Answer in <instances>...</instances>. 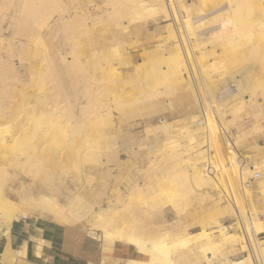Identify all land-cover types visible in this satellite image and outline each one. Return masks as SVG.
<instances>
[{"label": "bare ground", "instance_id": "bare-ground-1", "mask_svg": "<svg viewBox=\"0 0 264 264\" xmlns=\"http://www.w3.org/2000/svg\"><path fill=\"white\" fill-rule=\"evenodd\" d=\"M176 2L178 10L185 14L183 22L189 38L194 28L191 20L194 12L226 4L227 9L223 6L225 10L217 19L232 20L230 28L216 35L223 41L218 54L205 47L197 53L199 80L206 81L207 84L202 85H206L211 92L229 84L223 68H233L230 78L235 82V88L231 89L234 97L226 104L219 103V99L214 100L213 127L199 124L197 112L202 110V97L198 92L199 84L196 86L192 75L190 77V51L196 50V47L190 45L188 48L187 43L182 47L173 26L167 27L166 51L157 49L146 55L139 65L135 64L131 75L122 73L124 69L129 70L132 64L126 34L132 26L150 17H170L166 0H101V3L94 0H0V119L9 112L13 102L11 82L20 79L16 60L28 70V78L22 79L23 84L18 91L21 97L18 110H29L33 120L24 128L29 117L21 119L25 124L18 142L14 143L6 137L0 139V209L9 223L15 218L27 216L40 205L59 223L76 224L92 219L96 230L101 232L99 235L105 252L116 245L123 253L124 264H181L188 259L180 251L187 244L186 240L166 229L162 233L150 232L152 234L148 238L140 236L138 231L150 227L147 220L152 215L145 211L148 219L138 218V214V219L133 221L134 201L147 210L146 207L152 208L166 199L180 212L190 206L194 191L204 185L221 183L227 201L222 208L223 213L230 217L240 210L246 224L244 228L251 238L236 227L234 232H222V241L239 246L250 240L254 245V237L255 250L264 264V235L262 239L257 237V234L264 233V222L257 220L249 224L246 221L244 213L246 216L248 213L241 196L243 193L251 196L253 190L242 187L236 193L234 189L236 178L249 180L254 173L260 174L256 180L262 178L264 182V148H259V151L253 149L252 157L259 158L253 163L246 162L237 149L239 143H246L249 135L264 128V0H197L195 11L184 0ZM178 26L180 28V24ZM5 31H9V35H5ZM180 35L185 42L182 32ZM210 55L215 59H210L211 63L203 66ZM180 82L189 86L196 112L191 113L186 124L174 132L177 136L169 144L168 153L161 152L158 144L161 132H169L175 127L167 120L161 124H148L145 140L138 148L147 146L148 150H154L152 153L159 151V161L167 164L194 148L179 151L183 138L196 139L198 146H207L204 152L201 151L203 156L199 166L173 169L162 178H156L154 184L150 181L134 183L128 193L130 200L120 199L122 205L117 212H113L115 207L95 210L85 193L92 178H82L84 163L98 162L100 151L113 145L116 137L114 126L118 131L122 121L154 112L151 99L162 94L173 97L179 91ZM124 85L142 90L133 96L129 94L130 97L124 94L127 96L124 97L121 91L125 89L120 91ZM246 95L252 97L246 98ZM259 98L262 102L255 105ZM115 113L116 121L113 118ZM229 113L237 124L234 127L240 129L236 140L229 135L232 124L228 119ZM217 123L223 127L228 141L212 139L214 131H218ZM3 127L4 123L0 129ZM60 137L67 146L80 147L78 152L76 147L74 150L70 146L72 154L78 155L75 160L76 157L73 160L70 157L73 162L68 163L72 162L79 183L67 195L65 203L58 197L64 188L60 174L55 175L54 168L42 158L48 157L49 160L53 157L48 152L52 145L59 143ZM38 141L42 142L41 145ZM44 143L48 144V149L51 147L47 153H43L40 147ZM212 149H215L213 155ZM68 167L71 165L68 164ZM66 169L72 171V168ZM13 171L24 180L17 189V200L9 197L6 186ZM66 172L65 169L61 171ZM257 189L264 194V185ZM213 248H218L216 242L201 246L208 251L207 260L212 258L209 250ZM9 249L6 251L8 259ZM146 255L149 257L145 258ZM255 256V253L248 254L221 264H257ZM158 259L165 263H156Z\"/></svg>", "mask_w": 264, "mask_h": 264}, {"label": "rangeland", "instance_id": "rangeland-1", "mask_svg": "<svg viewBox=\"0 0 264 264\" xmlns=\"http://www.w3.org/2000/svg\"><path fill=\"white\" fill-rule=\"evenodd\" d=\"M94 1L101 3V0ZM166 1L171 18L168 17L164 19L160 16L150 17L145 22L141 24L139 23L137 26L135 25V27L132 26L130 28L131 31L129 30L126 34V37L128 38V51L131 55L132 66L130 65L129 70L124 69L122 73L131 75L134 72L132 67L135 66V64L139 65L140 62H143L146 55L153 53V51L155 52L157 49L166 51V40L167 35L169 34L167 27H169V25L173 26L176 30L179 41L182 42V47H184V43H187L186 45L188 46V48L191 47L190 45H193L194 48L196 47V50L190 51V56L192 59L190 77L192 75L191 78L194 84L196 83V86L197 84H199L198 86L200 88L198 87V92L200 91L202 97V100H200V106L202 107V110L201 112H197L199 114V124L202 126L213 127L214 117L212 111L214 109V100L219 99V103L226 104L234 97V93H232L231 89L235 88V86H233L235 82L230 78V74L233 68H223V70L225 71V75L229 79V84L227 86H220L219 88H216L213 92H211L206 88V85H202L204 83L207 84V82H202L201 80H199L200 75L198 73V66L196 64L197 53H199L204 47L208 51H215L216 54H218L222 50V38L216 37V35L219 32L230 28L232 26V20L231 18H217H219L220 14L225 9H227V6L226 4H222L207 11L194 12L193 14H191V20L194 28L192 29V34L189 38L183 22L185 14L181 10H178L180 8L176 0H169V2L168 0ZM184 2L186 5L188 4V6H191L192 10H196L197 0H184ZM223 6L225 7V9L222 8ZM176 11L178 14H180L179 16ZM171 22L172 24H170ZM178 23L180 24V28L178 26ZM184 30L186 33L184 32ZM181 32L183 33L185 42H183L182 35H180ZM5 35H9V31H5ZM172 47L173 46H171L170 48ZM210 59L212 60L215 58L213 55H210L206 60L207 62H205L203 66H207L208 64H210ZM36 64H38V62ZM15 66L17 68V71H19L20 73V79H27L28 70L26 69L25 65H21V63L15 60ZM126 71L128 72L126 73ZM213 73L215 74L216 71H213ZM20 79L11 82V88H13L12 91L14 93L13 102L11 104L9 112L4 115L2 119H0V125L4 123V127L0 129V139L6 137L8 139H12L14 143L20 140L23 125L27 122L26 127L24 125V128H27L30 125V122L33 121L31 119V114H28L29 110H25L26 112L22 111L24 114L26 113L25 116H23L24 114H22L21 109L18 110L20 107L19 104L21 103V101H19L21 97L18 94V91L23 84V80L20 81ZM185 83L186 82H180L181 89L179 88V91L176 92V95H172L173 97H167L163 94L153 97L150 101V105L154 107V112L152 111V113L146 115L145 117H137L122 121L121 128L118 131L117 129H115L116 126H114V130H116V137L114 139L113 145L100 151V159L98 162L86 161L84 163L83 170L85 171V173L83 174L82 178L85 179V176L92 178L91 182L86 186L85 193H87V198L89 197L88 200L91 201L95 210H100L101 208L103 210L109 207H115V209H113V212H117L119 210V207L122 205L120 199H123L124 201L130 200L131 197L128 195V193L134 183H145L150 181L154 184L156 178H162L165 173H168L173 169L196 168L199 166L200 160L203 156V153H201V151H203V149H205L207 146H198V141L196 139L183 138L180 141L181 146L178 147L179 151L188 149V147L194 148L189 150V152L184 153L181 158L175 161H171L167 164H161V162L159 161V159L161 158L159 157V151L152 153L154 150H148L147 146L138 148V145L145 140L146 127L148 124H161L163 120H167L169 122H173L175 127L169 132H161L158 138V144L161 152L168 153V151H170L171 147L169 148V144L173 142V140L177 136L174 132L178 130V127L180 128L181 126H184L186 124L191 113L196 112L194 102L191 100L190 88L189 86H186ZM124 86L125 88H123ZM124 86L121 87L122 89L120 88V91L125 89L121 91L123 96L125 94L130 97L129 94L133 96L142 90V88L138 90L136 87L134 89L126 85ZM130 92L134 93L132 94ZM247 97L251 98L252 96L246 95V98ZM260 102H262V100L259 98L258 103L255 102L254 104L257 105ZM204 114L209 119V122H204ZM228 115L229 121L232 122L229 135L234 140H236L237 136L239 135L240 129H238V127H234L235 125L237 126V124L234 120L232 121V114L229 113ZM26 116L29 118H27ZM113 118L114 121L117 120V113L113 115ZM21 119L22 121L26 119L25 123L22 122ZM62 138L63 137H60V141L58 144L52 145V148L50 147L52 150L49 148L50 152H48V144L44 143L45 146L43 144V146L40 147L43 153L48 152V154L53 156L49 160L48 157L42 158L43 161L45 160L46 163H49L51 167L54 168L53 171H55V175L60 174L59 177L64 183V188H62L61 192L58 193V197L61 202L65 203L67 201V195H69L71 191L75 190L76 186L79 183L78 178H76V171L72 167V158L76 157L78 154H76V156L74 153L72 154L73 150L71 148L73 147L75 150L76 145L67 146V143L65 141L62 142ZM255 142L257 145H255ZM38 143L40 144L42 142L38 141ZM62 144H65L66 146ZM70 146L72 147L70 148ZM77 146L79 147V145ZM78 147L76 148L79 152L80 149L78 150ZM259 148H264V128L261 131L249 135L246 143H239L237 145V149L244 157V160L249 163L259 161V158L252 157L253 149H255V151H259ZM52 151L55 152L52 153ZM68 151L70 152L68 153ZM77 151L76 153H78ZM71 154L73 156H69ZM70 157L72 160L70 159ZM183 157H186V159H184ZM67 158L68 160H66ZM75 159H77V157L74 158V160ZM53 160H55V162ZM69 161L72 162L68 163ZM68 164L71 165V167H68ZM65 167L72 168V171L70 169H66ZM64 169L67 170L68 174L67 172L61 173V171ZM258 178H260V174L254 173L252 179H249L251 182L250 186L245 183L246 181H248L247 179L240 181L239 178H236V181L234 182V189L236 190V193H238V188L240 189L242 187L249 186L248 188L253 190V194H251V196H248L245 193L241 194L245 209L248 213L247 216L245 215L246 221L249 224L254 223L257 220L264 222V194L257 189L260 186H263L264 182L262 181V178L261 180H256ZM23 182L24 180L22 179V177L20 175H16L15 171H13V174L10 176V179L8 180L6 185L8 188V195L11 199H18L17 189ZM137 202L138 201L135 200L133 204V210H135V215L133 216L134 218H132L133 221H136L140 217L148 219V215H152L150 216V220H147V222L150 224V227L148 226L147 228L145 227L143 229H140V231H138L140 236L148 238L152 233H162L164 231L163 229H166L169 230V232H171L173 235L179 236L186 240L187 244L182 247L180 251L184 252V254L188 256V259L186 261H182L181 264H221L226 260L239 259L243 258L245 255L254 253L256 255V263L263 264L257 250H255L256 245L254 237L252 239V243H254V245L251 244L250 240H248L246 243L244 242L239 246H236L235 244L228 241H222V232H234L235 230H237V228H239V225H234V221L235 217H240V213H233L230 217H226L223 213L222 208L224 205H226L227 201L224 198L223 185L221 183H216L214 186L204 185L200 189L194 191L191 195L192 203L187 209H184L180 212L177 211L173 204L168 202L166 199L162 200V202H159L152 208L146 207V209L149 211L145 210V207L143 208L142 205L140 206V204H138ZM30 213H37L41 215L32 216H40L53 220V218L49 216L44 208L40 205H37L35 209ZM91 221L93 220L91 219ZM91 221L85 219V221H82L80 224H83L90 233L93 231L96 232V234L91 233V235L101 234L100 231L96 230V227L92 224L93 222ZM149 221H151V223ZM150 232L152 233L150 234ZM263 235L264 233H260L257 234V237L259 236L258 238L262 239ZM209 242H216L218 244V248L209 250L212 253L210 254V256L212 255V258L210 260H207L208 251H204L203 249H201V246ZM171 250L173 251L174 248H171ZM147 257L149 256L146 255L145 258ZM160 260L161 259H158L155 262L165 263L164 261ZM109 264H115V262H111Z\"/></svg>", "mask_w": 264, "mask_h": 264}, {"label": "crops", "instance_id": "crops-1", "mask_svg": "<svg viewBox=\"0 0 264 264\" xmlns=\"http://www.w3.org/2000/svg\"><path fill=\"white\" fill-rule=\"evenodd\" d=\"M32 215L40 214L9 223L0 209V264H124L116 245L105 252L101 236L91 235L83 224Z\"/></svg>", "mask_w": 264, "mask_h": 264}, {"label": "built area", "instance_id": "built-area-1", "mask_svg": "<svg viewBox=\"0 0 264 264\" xmlns=\"http://www.w3.org/2000/svg\"><path fill=\"white\" fill-rule=\"evenodd\" d=\"M205 108V107H204ZM209 119L207 118V116L204 114V122L206 123V122H209L208 121ZM216 126H217V129H218V131H214V133L212 134V139H216V140H220L221 138H223V140L226 142V140L228 141V139H227V135H226V133L224 132V129H223V127L220 125V124H216ZM218 142V141H217ZM212 155L215 153V149L213 150L212 149ZM247 185H249L250 186V180H248V181H246L245 182ZM248 186V187H249ZM239 212H240V210H239ZM241 213V212H240ZM244 216H245V214H244ZM234 225H239V228H240V230H244L245 232H246V234L249 236V234H248V231H247V229H245L244 227L246 226V224H245V220H244V218L242 217V213L240 214V217H235V221H234Z\"/></svg>", "mask_w": 264, "mask_h": 264}]
</instances>
